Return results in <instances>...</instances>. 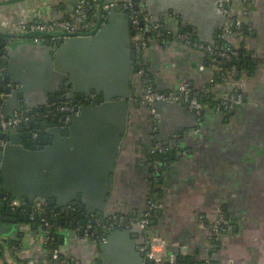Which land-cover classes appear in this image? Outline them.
Listing matches in <instances>:
<instances>
[{
  "label": "crops",
  "instance_id": "obj_1",
  "mask_svg": "<svg viewBox=\"0 0 264 264\" xmlns=\"http://www.w3.org/2000/svg\"><path fill=\"white\" fill-rule=\"evenodd\" d=\"M78 1L0 0V37L6 39L7 34H18L21 22L67 18L74 12ZM218 10L221 12V7ZM230 11L249 25L245 36L234 34L228 39L236 46L242 44L252 58L253 68L244 69L238 77L218 71L215 81L211 82L210 78L216 72L209 68L207 55L197 48L183 45L176 38L166 46L151 42L141 56L143 68L159 90L167 91L186 83L206 99L195 128H186L192 123L191 116L195 115L189 110L187 115L181 110L147 108L142 75L136 69L137 73L131 74L132 100L127 111L126 128L121 134L109 174L102 213L104 218L110 213L126 218L139 217L154 202L158 210L151 217L149 230L140 228L137 233H124L132 228H123L122 225L118 228L124 235L117 233L102 247L101 243L84 242L80 237L71 239L63 227L56 228L55 223H49V235L44 236L43 230L33 231L18 242V231L10 222L1 221L9 227L8 234L3 235L8 243L0 249V264H26L27 260L33 259L42 264H53L44 242L46 238H51L62 256L72 264H104L102 261L107 264H144L141 252L147 258L145 250L149 234L161 237L173 264L200 262L211 245H215L212 263L264 264V0H233ZM94 15L96 17V12ZM205 18L218 20L219 17L211 12L202 20ZM170 22L166 23L163 35L184 33L192 39H199V30L188 31L179 27L178 32H174L177 29L171 27ZM161 25L163 29L165 25ZM211 26L208 24L202 28L201 38H216L222 25L210 34ZM89 30L86 27L79 35ZM22 60L25 61L26 57L17 59L16 56L13 64L16 62L20 67ZM1 62L4 67L5 60L1 58ZM3 67H0L1 72ZM1 85L5 92L9 86L7 96L20 89L18 84ZM235 89L243 93V104L230 111H216L214 103L226 91ZM29 95L37 99L38 87H31ZM179 128L184 129L182 134L178 132ZM171 135H176L179 144L175 151H180L181 156L164 163L167 175H158L159 157L168 154L171 142H175ZM79 194L71 196L76 200ZM18 202L15 200V204ZM81 204L85 206L79 201L76 207ZM34 205L38 210L46 209L49 218L60 216L59 209L52 206H42L38 202ZM69 207L71 212L78 211L71 204ZM2 217L6 216L0 210V219ZM220 217L227 221L230 229L222 225L223 235L215 240L213 228L217 227ZM87 225L102 228L97 223ZM10 234L14 236L12 240Z\"/></svg>",
  "mask_w": 264,
  "mask_h": 264
},
{
  "label": "water",
  "instance_id": "obj_2",
  "mask_svg": "<svg viewBox=\"0 0 264 264\" xmlns=\"http://www.w3.org/2000/svg\"><path fill=\"white\" fill-rule=\"evenodd\" d=\"M109 1H99L96 21L89 26L88 32L65 39L60 37L56 49L52 48L49 39L35 42L21 33L7 34L6 39L0 37V55L6 62L3 67L0 58V67H3L0 83L20 85L17 92L0 99V210L6 216L0 219V249L8 243L3 235L8 234L9 227L1 221L10 222L18 231V242L33 231L45 230L41 225L43 215L35 202L59 209L60 216L48 221L55 223L56 228L63 227L71 239L80 237L84 242L101 243L105 247L112 236L124 235L121 227L108 232L87 225L96 223L97 218L106 219L102 213L104 197L121 134L126 128L132 100L130 79L138 59L131 43L134 34L131 22L119 6L103 10V4ZM223 1L141 0V5L151 22L165 25L162 32L166 31L169 15H176L178 27L174 32H178L179 26L188 31L195 28L199 30L200 41L214 44L215 38L203 39L200 34L208 24H212L210 34L223 24L224 15L218 10ZM211 12L218 14V20H202ZM63 34L64 31L48 35ZM16 56L17 59L26 57L19 63L20 67L16 62L13 64ZM239 75L237 72L236 76ZM34 86L39 91L37 99L29 95ZM6 92H10L9 86H6ZM90 93L97 94L98 100L83 106L79 114H73L66 122L67 114L58 106L68 100L83 99ZM145 105L158 111L164 108L181 110L189 115L183 103L161 101L149 105L146 101ZM15 109L20 110L19 116H30V119L15 127L3 128L2 123L14 114ZM191 118L192 123L186 128L197 126L196 115ZM183 130L179 128L178 132L182 134ZM171 138L175 142H171L168 154L159 157L158 175H167L164 163L181 156L180 151H175L179 144L176 135ZM77 192L81 194L74 200L71 195ZM15 200H19L18 204ZM79 201L85 206L81 204L77 208ZM70 204L78 211L71 212ZM131 228L124 233L140 230L136 223ZM49 234L50 230L44 233ZM13 237V234L9 235L10 240ZM141 257L144 264H155L145 258L143 252Z\"/></svg>",
  "mask_w": 264,
  "mask_h": 264
},
{
  "label": "built area",
  "instance_id": "obj_3",
  "mask_svg": "<svg viewBox=\"0 0 264 264\" xmlns=\"http://www.w3.org/2000/svg\"><path fill=\"white\" fill-rule=\"evenodd\" d=\"M100 0H79L76 4V8L74 12L67 18L58 19V20H38V21H30V22H21L19 23L18 33L23 34L25 38L31 39L35 42L45 41L46 39L50 40V45L53 49H56L58 46V39L62 37L70 38L76 36L80 33V31L76 28V26H80L85 28L86 26H90L93 23L90 22V9L92 7H97ZM233 4V0H225L221 6V12L224 15L223 24L220 27L216 38L214 40V44L207 43L204 41H200L199 39H192L188 37L184 33H178L176 35H163L162 25L161 23H153L147 16L143 6L141 5V0H110L107 3H104L102 6L103 10H109L110 8L119 6L122 10H125L128 19L131 22V29L134 31V34L131 38V43L134 46L138 54V59L136 63H139V73L142 75V90L144 94V98L152 105L154 102L168 101V102H177L183 103L187 106V109L190 112H193L197 119L201 116V111L204 104L199 103L198 94L192 90L188 84L180 83L174 86L172 89L164 91L159 90L154 83L153 79H150L143 68V63L141 60V56L149 46L151 42H155L157 44L168 45L171 41L176 38L181 41L185 46H192L204 52L207 56L210 57L209 68L213 73L218 71L227 72L230 76L236 72V66L232 65L228 71L223 70L220 60L228 62L231 58H236L239 55V52L233 47L228 40V42L219 44L216 47V40L223 38H231L236 34V31L242 27L243 19L242 17L236 16L232 14L230 11V6ZM96 12V11H95ZM142 22V25L140 24ZM64 31L65 34L60 35H50L46 37L43 34H50L53 32H61ZM148 33V34H147ZM210 81H215L214 74L210 78ZM7 96L4 88L0 84V99ZM203 97V96H202ZM95 98V94H90L89 96L80 99L78 102L67 101L63 106L59 107V110L66 112V122L70 121L71 116L75 113H78L79 110L85 106L93 103ZM90 102V103H89ZM243 93L237 89L233 91H226L221 97L214 103V107L216 111H230L234 109L236 106L243 104ZM78 108L77 110L75 108ZM23 120L28 121V117L22 118L19 116V113H14L12 116L8 118L6 122H3V128L6 127H15L19 125ZM158 210V206L156 203H152L149 205L147 211L143 213L142 216L134 217V218H126L120 214L110 213L109 216L102 221L101 218L96 219V223L99 226H102V229L105 231H110L112 229L118 228L122 225L126 227H131L132 224H138L139 228L142 230H149V225L151 222V217ZM43 215L41 219V225L45 227L44 233L50 229L49 225V213L46 209L39 210ZM56 215V212L54 213ZM222 225H225L228 229L227 221L220 217L217 220V227L213 228L214 239L216 240L218 237L223 235ZM44 235V234H43ZM46 236V235H44ZM49 238L44 239L46 247L50 252V259L53 264H72L66 257L62 256L59 252L58 248L48 247L47 244ZM215 245H211L208 247L207 254L201 262L193 263V264H213L212 263V250ZM146 257L148 260H152L155 264H173L171 256L166 251V246L163 243L161 237L151 235L147 237V247L145 250ZM209 253V254H208ZM26 264H42L38 262L36 259L27 260Z\"/></svg>",
  "mask_w": 264,
  "mask_h": 264
},
{
  "label": "trees",
  "instance_id": "obj_4",
  "mask_svg": "<svg viewBox=\"0 0 264 264\" xmlns=\"http://www.w3.org/2000/svg\"><path fill=\"white\" fill-rule=\"evenodd\" d=\"M94 9H95V7H92V8L90 9V17H89V18H90V22H91V23H92V22H95V18H96L95 15H94V13H95ZM86 27H88V26H86ZM86 27H85V28H82V27H80V26H76V28L80 31V33L84 32L85 29H86ZM248 27H249V25H248L245 21H243L242 27L236 31V34H240L241 37L245 36L246 33L249 32V31H248V29H249ZM44 35H45L46 37H49V36H50V35H48V34H43V36H44ZM191 36L194 37L195 35L192 34ZM194 38H195V37H194ZM226 42H228V38L217 39V40H216V47H217L219 44H223V43H226ZM231 44H232V43H231ZM232 45H233V47L239 52L238 57H236V58L233 57V58H231V59H230L228 62H226V63H225V61L220 60V64H221L223 70H226V71H228L232 65H235V66H236V72L232 74V77H235L234 75H236L237 72L241 73L244 69L253 68V62H252V58H250V56H249L250 53L247 52V51L242 47V44H239L238 46H236V45H234V44H232ZM207 60L210 61V57H209V56H207ZM135 69L138 71V69H139V63H138L137 65H135L134 68H133V73L136 74L137 71H135ZM216 75H217V72L214 74V79L216 78ZM148 77H149L150 79H152V77L150 76L149 73H148ZM195 93H196V92H195ZM196 94H198V93H196ZM198 95H199V96H198L199 103L205 104V103H206V99L203 98L201 94H198ZM78 101H80V99L73 100V102H78ZM48 242H49V244H47L48 247H49V246H50V247H55V246H56V244L54 243V241H52L51 238L48 240ZM212 261H214V260L212 259ZM200 262H201V261H200ZM213 264H216V263L213 262Z\"/></svg>",
  "mask_w": 264,
  "mask_h": 264
},
{
  "label": "flooded vegetation",
  "instance_id": "obj_5",
  "mask_svg": "<svg viewBox=\"0 0 264 264\" xmlns=\"http://www.w3.org/2000/svg\"><path fill=\"white\" fill-rule=\"evenodd\" d=\"M177 18H178V16H176V15H172V16L170 17V21H171V22H170V23H171L170 26L173 27V28H175V29H177V27H178V24H177V22H176V21H177V20H176ZM179 25H180V24H179ZM179 27H181V26H179ZM66 83H67V82H66ZM90 94H93V93H90ZM90 94H89V95H90ZM89 95H88V96H89ZM82 100H83V99H82ZM96 100H98V96H95V98H94V100H93V103H92V102H91V103L89 102V103H90V104H94V103L96 102ZM83 101H85V100H83ZM74 212H77V211H74Z\"/></svg>",
  "mask_w": 264,
  "mask_h": 264
}]
</instances>
